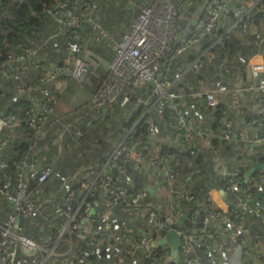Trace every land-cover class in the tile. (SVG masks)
<instances>
[{
	"label": "built area",
	"instance_id": "obj_1",
	"mask_svg": "<svg viewBox=\"0 0 264 264\" xmlns=\"http://www.w3.org/2000/svg\"><path fill=\"white\" fill-rule=\"evenodd\" d=\"M181 1L154 0L139 7L131 24L112 41V53L106 63L105 77L91 94L89 106L99 109L102 105L116 101L129 87L134 85L146 87L147 94L136 95L130 106L132 113L138 112L135 122L152 110L164 125L172 121L177 131L186 135L196 134L206 139H200V142L204 143L208 141L210 132L205 128L197 127L179 106V99L184 94L171 88L164 77L159 60L183 52L188 46L196 44L205 33L212 31L219 16L226 11L230 0H206L204 9L193 21L190 29L185 35L179 36L174 30V20ZM76 3L70 0H53L42 8L43 13L58 28L59 37H62L63 51L57 62L43 69L39 67L36 59L39 43L25 44L18 52L8 51L0 61L2 79L16 81L17 90L24 94L28 102L23 112V121L31 130V141L27 152L14 163L13 172L7 171V162L1 156V150L7 143L8 137L0 136V200L8 203V212L0 219V264H76L77 262L90 264L84 255L79 260L77 254L73 252L72 240L69 236L66 238V247L61 251L57 250L58 241L64 231L68 234L75 232L85 238L88 252L94 256L97 255L101 243L97 236L106 234V238L110 239V244L107 245L109 249L119 247L117 252L113 253L115 258L113 264H119L121 261L134 264L138 258L135 254L139 251H143L144 257H151L158 238L176 222L178 226L175 229L180 238L176 255L180 248L181 250L173 264H202L189 254L193 250V229L179 228L182 216L180 200L191 201L193 195L188 188L176 184L177 166L169 155L160 150L150 151V139L155 137V118L151 115L145 119L144 132L128 135L130 131L128 129L112 146L98 153L91 162L92 165L86 167L76 188L64 189L59 194L55 193L39 201L36 199L41 195V186L51 176L53 167L51 163L37 164L36 159L31 157L32 152L29 151H33L35 142L45 136L47 130L52 127L51 124L57 123L54 114L56 101L54 89L49 87L42 96H38L37 91L42 85L53 82L59 77H70L76 81H82L84 78L88 61L83 56L82 45L79 42L81 39L79 27L82 23H86L95 41H100L106 35V30L97 15L96 0H76ZM234 11L236 16L240 17L246 10L244 11L240 6L235 7ZM31 68L39 71L34 74V82L24 80L22 76ZM262 70L261 64L253 63L249 67V74L254 79ZM54 88L57 89L55 85ZM239 88V90L264 89V81L247 83ZM202 94L207 106L214 107L219 103L213 91L204 90ZM165 109L170 111V115L162 119ZM259 110L257 112L255 109L257 113L264 114V107L259 105ZM0 119L2 126L7 117L0 115ZM256 120L251 118L249 122L254 124ZM71 124L63 123L59 127V136L65 134ZM73 133L79 136L81 131L78 127H74ZM59 136L56 138L57 141L61 139ZM221 137L229 138L230 135L225 131ZM240 137L247 142L246 149L250 148L251 141V147L259 145L261 154L264 155V132L258 133L253 129L248 136L242 132ZM142 164L151 172L156 170L162 172L159 180L162 199L153 198L149 190L143 186H134L133 173L139 177ZM222 177L226 182L220 189L227 194L230 205L220 229L204 232L203 235L210 238V242L218 250H228L231 240L238 243L242 247L243 256H241L244 260H234L232 264H264V258H250L245 254L244 230L247 212L257 207L258 209L264 207V204L256 203L249 198L250 186L256 180L264 181V168L258 171L253 183H250L249 175L245 172L224 170ZM54 198H56V216L61 220L55 232L50 228L40 241L23 233L20 220H30L40 204ZM117 208L139 211L141 217L135 219L138 222L134 225V229H131L133 224L126 227L111 223L109 218ZM195 211L197 209H194ZM134 213L138 214L137 211ZM201 223L203 230L207 226L208 215L202 217ZM109 235H113L114 239L109 238ZM154 255L150 262L141 264H162Z\"/></svg>",
	"mask_w": 264,
	"mask_h": 264
},
{
	"label": "crops",
	"instance_id": "obj_2",
	"mask_svg": "<svg viewBox=\"0 0 264 264\" xmlns=\"http://www.w3.org/2000/svg\"><path fill=\"white\" fill-rule=\"evenodd\" d=\"M101 1L102 3L108 2V0H101ZM253 1L254 0H230V3L228 4V8L226 9L225 12L221 14V16H219L216 27L214 28L213 34H215V31L218 30V28H223V31L216 35L215 41L220 40L221 39L220 37L223 34H225V31L228 29L229 27L228 17L235 15L234 6L238 4L239 5L245 4L246 9H249ZM205 3L206 0L181 1L177 11L176 18L174 20V30L177 35L179 36L185 35V33L192 26L193 21L204 9ZM107 26L109 27L105 26L106 35L102 38V41L100 43H98V41L97 43L95 42V47H92L91 49H88L87 47L92 41V37L90 36V32L88 29L85 32L81 31V39H80L84 54L87 55L88 57H90L89 56L90 54H95L99 59L98 63L102 65V69L104 71H106V63L112 53L111 43L120 34V33L117 34V31L114 30L113 25H107ZM46 28L47 26L45 27L43 26L42 27L43 31L46 30ZM116 34L117 36L113 37V35ZM241 35H245L248 38L255 35L254 37H256L257 39L259 37L258 41L255 40L257 41L258 46H261V44L264 45V31L262 27V21L259 22L258 24L255 23L253 24L251 22L247 25V27H243L238 31H236V36H241ZM262 47H263L262 49H260V47H257L255 52L248 55L246 58L240 55L239 49L234 50L230 58H227L228 56L225 54V51L221 52L222 56L219 58L220 59L219 63H217L216 62L217 55L211 52L208 47L201 48L200 42H197L194 45L188 46L183 52L179 54H174L171 56H167V57L165 56L163 58H160L159 65L161 68L164 69L163 71H164L165 79L170 83V85L176 86L178 87V89H182L184 91V96L181 99H179V106L182 109H184L187 116L190 119H192V122L193 121L195 122L194 124H196L195 119H197V122H199V124H202L201 126H199V128L206 129L207 125L209 124L213 125V128L214 126H217L216 127L218 130V131L216 130L217 134L220 133L222 134L223 132L227 131L230 137L234 139L236 135H238L239 137V135L242 132H244L248 136L251 133V130H253L251 128V123L248 120L249 117L251 116V111H253L254 109L253 106L251 107V101L254 100L251 99L252 96L251 94L254 93L255 95H257L258 93H260V90H258L257 88L254 90L253 89L239 90L240 89L239 87H242L247 83L254 84L257 81H264V68L259 73V75L254 79L251 78L249 74V67L251 63L262 62L264 64V52H263L264 46ZM45 51L46 52L41 51L40 53L44 57L43 59L50 60L53 62L59 60V58H57L56 60L52 58L54 54L50 49H46ZM235 57H236L235 61L237 59L239 60L236 63V66L239 69L242 68L239 71L237 70L239 73L236 72L235 76H233L232 78L231 77L225 78L223 75H220L219 66L223 64V61H225V59L232 60ZM240 63L244 64L243 66L244 68L241 67ZM204 65H206V67L213 66L214 68L212 67L206 71L205 69L206 67H204ZM214 69H216V71H214ZM209 70H211V72H209ZM22 75L24 80H28L27 72H24ZM54 85L56 86L57 89L54 88ZM49 87L54 89L56 96L58 97L56 102H60L59 100H61L63 97L68 99L70 90L71 93L76 92L78 94V97L81 101L74 106V108L76 109L75 111L73 110L74 112L68 110L65 113H60L61 115L57 114L58 116H62L64 114L63 117H61V119H63L66 116L67 117L72 116L73 118V120H71L72 121L71 126L68 127L67 131H65V133L67 134L64 136L63 133L60 136L61 138H63V140H65L66 137L68 136L69 138H71V140L70 139L69 141L66 140L63 143L65 144L66 148L69 146V144L73 146H76L75 144H77L79 146V144L85 143L81 139L76 140L77 139L76 137L78 136L72 135L73 134L72 127L73 124H75L76 126L83 122L82 115L84 114L85 108L88 112H91V107L89 106V99L93 89L91 87L86 88L85 85H83L82 81L80 83L79 81L78 83H76L75 79L73 78L59 77L56 78L53 82L47 83V85H42L40 89L37 91L38 96H42L43 93H45V90L49 89ZM134 87L139 88V86L137 85H134ZM204 90L213 91L214 94L218 97L219 102L221 103L222 112L218 121H216L214 109L213 108L211 109V107L208 108L206 106L205 100L202 97L203 95L202 91ZM124 96L125 95L122 94L115 102L119 103L123 101ZM83 102L85 103L83 104ZM82 104L83 106H81ZM94 110H98V109L94 108ZM94 110H92V113L95 112ZM149 114L155 118V137L150 139L151 152H154L155 150H159L161 144L165 143L174 148L190 150L194 153L202 154V159L199 163H195L191 161L190 158L189 159L187 158L185 159V161L183 160L182 162L180 161L177 162L178 158L172 155L171 158H173V162L177 166V174L175 177V181L177 184L185 188L194 190L195 192H199L198 190H203L207 194V197L212 201L214 206L217 208L216 211L209 212L208 214V227H209L208 230L211 231L215 229H220L222 225V221L226 216L225 212L227 211L230 205V201L228 199L227 194L223 193L220 189L221 184L219 182V179L221 180L222 172L224 170L228 171L226 170L227 164L225 163V160L221 159V157L219 156V153L221 151V143H215V144L208 143L209 140L205 141L204 143L202 141L200 142L198 135L196 134L186 135L183 132L174 131L170 125L165 126L162 123V121L155 116L152 110L149 111ZM169 114L170 112H168V116ZM93 118L94 117H92V119ZM61 119L57 117V122L60 121ZM93 121L94 120L90 119L89 123L91 124V122ZM89 123L88 124L86 123L84 127L88 129L91 128V126H89ZM65 124L69 125L70 122H66ZM51 125L52 127L49 128L50 129L49 134H50V138H52V141L51 142L47 141L49 137L43 142L40 141L39 147L35 149L33 152L36 162L39 165L43 163H50V162L52 163L53 148L49 146V143L55 142L56 140L55 138L59 136L58 134L59 127L62 124L58 126L56 125V122H54ZM11 128L14 129V127ZM21 134L22 133L16 134V129H14V132L12 133V137H19ZM92 141L93 140H90V143H88L89 146H87V149L89 151L92 148V152L88 156H86V154H83V156L79 158L77 157V155L80 154L79 152H75L74 155L70 153L72 157H75L77 158V160H80L79 161L80 163L81 162L86 163L84 166L83 165L79 166L77 164L72 169L64 168L63 166L58 167L59 169L64 168L62 170L64 173L69 170L72 171L70 177L67 178L68 180L71 181V185L77 184V182L82 178L86 167L92 165L91 162H93V160L95 159L93 157L96 156V149L98 147L97 146L95 147ZM110 145H106V147ZM249 145L251 147V141ZM99 148L100 150H103V147L100 144H99ZM246 150L249 149L247 148ZM93 152L95 153L93 154ZM248 154H251V150H249ZM79 156H81V154ZM58 159L61 160V158ZM61 161H63L61 164H65L67 162L65 159H62ZM250 161L248 159L237 160L236 166L240 168V167H247L248 165H250L249 168H251L253 162L251 163ZM206 166L208 167L209 170L208 172H206L207 171L206 170L204 173L201 171V169H203ZM231 170L237 172V169H234V167L232 169L229 167V172H233ZM139 173H140L139 175L140 178L138 179V183L141 186L148 189L150 195L153 198L161 197L162 199L163 196L160 193L161 185L159 183L160 177L162 176V172L158 170H156L155 172H151L150 170L146 169L144 164H142V169L139 171ZM206 181H213V183L208 187L201 189L200 186L203 185V183ZM46 186L42 189L41 195L50 196V195H54L57 192L59 193L62 192L66 187V184L63 183L59 187L56 186L51 187L49 188V190H46L48 189L49 182L46 184ZM4 209H5L4 202L0 200V219L3 217ZM257 209L258 207L255 210L248 211L244 221V230H245V239H246L245 254L246 255L248 254L250 258H254V257L264 258V219H263L264 207H261L258 210ZM251 212L255 213V215H251ZM55 223L56 222H52L51 225H55ZM100 240L102 244H104L105 246L110 244L109 242L110 239L106 238ZM121 243L122 242H120V244ZM199 246H200L199 250L201 252L202 258L208 261V263L210 264H232L234 260H238V259L244 260V258H242L243 256L242 247L234 240H231V242H229L228 250L227 249L218 250L213 246L211 242H208L207 240L205 241V239L203 241H199Z\"/></svg>",
	"mask_w": 264,
	"mask_h": 264
},
{
	"label": "trees",
	"instance_id": "obj_3",
	"mask_svg": "<svg viewBox=\"0 0 264 264\" xmlns=\"http://www.w3.org/2000/svg\"><path fill=\"white\" fill-rule=\"evenodd\" d=\"M52 1L53 0H0V8H3L4 11H5V6L7 5L6 2L9 3L7 5L8 6L7 12L0 14V61L2 59H4L6 52H8V51L18 52L20 50L21 46H23L25 44H27V45L34 44V42H33L34 39L32 38L34 36L32 34L37 33L38 30L40 31L41 28H39L40 27L39 23L42 25L44 21H47L48 23L50 22L52 25H54V23L42 11L43 6L46 3H50ZM70 2L76 3V0H70ZM99 2H100L99 0H96L97 15L99 17V20H100L102 26L105 28L104 19H105L106 15H105L104 11L103 12L101 11L99 14ZM229 3H230V1H229ZM228 4H227V8H228ZM240 6L243 7L242 5H235L234 7H240ZM234 12H236V11H234ZM101 14L103 16V20L101 18L102 17ZM135 16H136V14H135ZM236 17H237L236 14L228 17V24H229L228 26L229 27L225 31V34H223L220 37L221 38L220 40L215 41L216 35L221 33L223 31V28H218V30L215 31V34H213L214 29L208 33H205L198 41V42H200L201 48L208 47L211 52H213L214 54L217 55V58L215 56L217 63H219V60H220L219 58L222 56L221 52L225 51V54L228 56L227 58H230V56L234 52V50L239 49L240 55H242V56H244V58H246L248 55L255 52L257 47H260V49H262L263 48L262 46H264L263 44H261V46H258L257 41H258L259 37L257 39L256 37H254L255 35L251 36L249 38L245 35L236 36V31H238L239 29H241L243 27H247V25L251 22L253 24L254 23L258 24L259 22L262 21V27L264 28V0H256L255 3L249 9H246V11L240 17H237V18ZM30 26H31V28H30ZM43 26L45 27L46 25H42L41 27H43ZM27 27H29L30 29ZM215 27H216V25H215ZM27 29H29V31H30L29 36L27 34V32H28ZM79 29H80V33H81V31L85 32L88 29V27L86 26V23H82L80 25ZM90 36H91V34H90ZM262 38H263V36H262ZM255 40H257V41H255ZM61 41H59L58 44H61ZM260 43H261V41H260ZM42 46L39 45V47L37 48L36 59L39 62V67H41L43 69L44 67H50V65L52 64L53 61L43 59L44 57L40 54L41 51H39V50L43 49ZM60 46L61 47L58 49L59 54H61L63 51L62 45H60ZM40 47H41V49H40ZM45 50L46 49H44L42 51L46 52ZM83 56H85L84 52H83ZM89 56L90 57L87 56L88 57V69L86 71L87 73H85L86 75H84L82 82L86 88L91 87L93 89V91L91 93H93L97 89V87L100 85L103 78L105 77L106 71H104L102 69V65L98 63L99 59L95 54H90ZM91 61H93V62H91ZM228 61H231V60L228 59ZM233 61H235V60H233ZM95 62H97L98 64H96ZM235 62H237V61H235ZM12 64H15V63H12ZM48 64H50V65H48ZM240 65H241V67L244 66L243 63H240ZM204 67H206V65H204ZM212 67L213 66L206 67L205 69L207 71L208 69H210ZM9 68H11V66ZM241 69L242 68H240V70ZM214 71H216V69H214ZM38 72L39 71L37 69H34V68H31L30 70H28L27 71L28 80L31 82H34V80H35L34 74L38 73ZM209 72H211V70H209ZM166 73H167V71H166ZM259 82L260 81H257L256 83H259ZM45 85H47V84H45ZM133 87L134 86L129 87L123 93V95H125L127 93V98L130 99L132 102H133V99L136 95H138V94L146 95L147 94V88L146 87H144V88L141 86H139V88L138 87L133 88ZM171 88H173L174 90L180 91L184 94V91L182 89H178V87H176V86L171 85ZM258 90H260V93H258L257 95L254 96V101H255L254 102V109H253V111H251V116L249 117L248 120L250 121L251 118H256L257 120L254 124L253 123L251 124V128L257 130L258 133H263L264 132V114L263 113H257V112L260 111L259 105L264 107V89H258ZM55 97H57L56 93H55ZM202 97H203V95H202ZM27 103L28 102L25 100L24 94L17 90L16 81H13L12 79H2V76L0 75V115L7 117L5 124L0 126V136H7L8 137L7 143L4 145L3 149L1 150V156L4 157L6 162H7L6 169L8 172H13L14 163L17 162V160L19 158L23 157L25 152H27L29 143L31 141V130H30V128H28V126L23 121V112L27 106ZM55 104L56 103H54V106H55ZM207 107L209 108L210 106H207ZM91 108L94 109V107H91ZM212 108L214 109L216 121H218L220 118L221 112H222L221 111V103L219 102L216 106L211 107V109ZM255 109L257 112L255 111ZM129 110H130L129 111L130 117L128 118V120H126L125 122L122 123V127L124 130L123 131L120 130L122 132L121 134H124L128 129H130V131L128 132V135H136L140 131L144 132L145 126H146L145 119L150 114L147 112L145 115H142L138 121L135 122V120L138 118V112L134 111L132 113L131 109H129ZM94 111H96V110H94ZM167 111L170 112L168 109H165V111L162 114V119L163 118L166 119L169 117ZM135 115H137V116L135 117ZM18 120L21 122V126L19 124H17ZM167 124L170 125L174 131H177L173 127L172 121L170 123H167ZM167 124H165V126H167ZM74 125L72 127V131H73L74 127H78L81 131V134L78 137H76L77 138L76 140H78L84 134V131H83L84 128L82 127L81 124L76 125V126H74ZM11 127H14V129H16V134H19V133H22V134L19 137H12V133L14 132V129H13V131H11V134L8 133V131H10L12 129ZM216 127L217 126H214V128H213V125H211V124L207 125L206 130H208L210 132V136L208 137V140H209L208 143H213V144L221 143V151L219 153V156L221 157V159L225 160V163L227 164L226 170H228V171H229V167L231 169L234 167V169H237L238 173L244 172L247 169H249L250 165H248L247 167H240V168L238 166H236L237 160H243V159L247 160L248 159L249 161L251 160L250 161L251 163L254 161H257L258 165L255 166V168L249 174V181H250V183L251 182L253 183L255 181V177H256V174L258 173V171L260 169L264 168V155L261 154V151H260L261 147L259 145H254V146L250 147L249 150H251V154H248L249 150H246L247 142H245V140L242 139L240 137V135H239L240 138L238 137V135H236L237 138H236V136L235 137L233 136L234 139L232 137L223 138L220 136L221 133L217 134V132H216L217 128ZM25 128H26V131L24 132L23 129H25ZM49 132H50V129L47 130L45 136H43L41 139H39L38 141L35 142L36 144L33 148V151L32 150L29 151V152H32L31 153L32 158H35L33 155V152L35 149H37L39 147L40 141L43 142L48 137L49 138L47 139V141H49V142L52 141V138H50ZM177 132H179V131H177ZM66 134L67 133H65L64 136ZM121 134H120V136H121ZM74 135L75 134L73 133V136ZM66 140H69V136L66 137V139L63 141L61 139L59 141L55 140V142L52 143L53 147L50 145L51 143H49V146L51 148H53V150L56 148V153H54V151H52V153H53V156L56 155L57 157L54 159V162H52V163L50 162L52 167H53V170L56 167H60V166H63L64 168H71L72 169L77 164L79 166H82V165L84 166L86 164L83 162L80 163L79 162L80 160H77V159L74 161H71V159L70 160L65 159L67 162L65 164H61L63 161L58 159V158H61V153L59 155L57 150H58L60 143H64ZM58 143H59V145H58ZM100 145H101V143H100ZM105 149H107V148H105ZM105 149L100 150L98 153L104 151ZM159 150L166 153L167 155H169L170 158L172 155L176 156L178 158L177 162L178 161L182 162L183 160L185 161V159L190 158L191 161H193L195 163H199L202 159V154H200V153H194L190 150L174 148V147H172L168 144H165V143L161 144V147L159 148ZM171 161L173 162V158H171ZM63 169L61 168V169H59V171L63 172L62 171ZM208 170L209 169L207 166L204 167L203 169H201V171L204 173H205V171L208 172ZM231 171H233V170H231ZM133 176H134V180H135L134 186L135 187L141 186L138 183V179L140 177H138L136 175V173L135 174L133 173ZM207 177H209V176H207ZM48 179H51V178L49 177ZM48 182H49V186L54 185L53 182H50V180ZM219 182L221 184L220 186L222 187L223 184L226 182V179L221 176V180L219 179ZM212 183H213V181H206L203 183V185L200 186V188L204 189V188L208 187L209 185H211ZM45 186L46 185L43 184L41 186L42 189ZM76 186H77V184H75L73 187H69V188L74 189V188H76ZM53 187H55V186H53ZM64 189H67V186ZM198 191L199 192H195L194 190H190V192L193 195L191 201L180 200V202H181L180 208H181V215L182 216L180 218L179 228L184 229V230L190 229V228L193 229V232H192V234H194V241L192 243L193 250L190 251L189 254L193 255V257H195L202 264H210V263H208V261H206L202 258L201 252L199 250V247H200L199 241H203L204 239H205V241L207 240L208 242L211 241L210 238L205 237L203 235L204 232L205 233L209 232L208 223H207V226L204 227L203 230H201L202 229L201 220H202L203 216H207L209 214V212L216 211L217 208L214 206L212 201L207 197V194L203 190H198ZM249 192H250L249 198L251 199V201H254V202L260 203V204H264V181L259 182L256 180L255 183L250 186ZM57 194H59V192H57ZM3 202H4V206H5V209L3 211V213H4L3 216H4L5 213L8 212V203H6L5 201H3ZM55 203H56V198L51 199V204L53 206H55ZM119 207H121V206L119 205ZM194 209H197V211L194 212ZM97 217H98V214H97ZM99 218H100V216H99ZM24 221L25 220H20V223L22 224V223H24ZM55 221H56L55 225L51 227L52 232H55L57 225H59L61 223L60 218L57 216H55ZM24 230L25 231L22 230L23 233L31 236L36 241H40V240H37V231H39L38 228H36L35 232L33 231V233H30L27 229H24ZM102 231H103V229H102ZM68 236L72 240L73 252H75L77 254V257L79 258V260L82 257V255H84L86 257V259H88L91 262V260L95 256L88 252L87 246L85 245V238L81 237L78 233L71 232L68 234V232L64 231L61 234L60 239L58 241L57 250L61 251L66 247V245H67L66 238H68ZM97 237L102 239V237L100 235H98ZM168 249H169V247L167 244H154L153 255L155 254L154 255L155 258L161 260L162 264H173L174 261L176 259H178L181 248L179 249L178 254L174 258H170V257L168 258ZM135 255L138 257L136 260L137 264H141L142 262H150L151 258L153 257V255L149 258L144 257L143 251H139Z\"/></svg>",
	"mask_w": 264,
	"mask_h": 264
},
{
	"label": "rangeland",
	"instance_id": "obj_4",
	"mask_svg": "<svg viewBox=\"0 0 264 264\" xmlns=\"http://www.w3.org/2000/svg\"><path fill=\"white\" fill-rule=\"evenodd\" d=\"M99 1H100L99 2V14L101 11L102 12L104 11V13L106 15L105 19H104V21H105L104 25L106 27H109L107 25H113L114 30L117 31V34H119L121 32V30H123L125 27L129 26L128 25L129 22L131 24V22L134 20L135 14L137 13L139 7L142 4H146V3L151 2L152 0H108L107 3H102L101 0H99ZM6 4L8 5L9 3L6 2ZM7 5L5 6V11L3 8H0V14L7 12V9H8ZM242 6H243V10L245 11L246 5L242 4ZM101 16H102V14H101ZM101 18L103 20V16ZM42 25H46L47 29L43 31V29L41 27ZM42 25L39 23V26H40L39 28H41L40 31L38 30L37 33L32 34L34 36V37H32L34 39L33 42H34V44L39 43L40 46H42L44 44L42 46L43 49H41V47H40L41 50H39V51H42L44 49H50L54 54L52 56V58L54 60H56L57 58H60V55H61V54H59V51H58V49L61 47L60 46L61 44H58V43H59V41L62 40V37H59L60 33L57 31L58 28L55 25H52L50 22L48 23L47 21H44ZM27 28H29V27H27ZM30 28H31V26H30ZM29 29H27L28 36L30 34ZM88 34H89V32H88ZM117 34L113 35V37H116ZM101 41H102V39L100 41H98V43H100ZM95 42L97 43V41L92 40L88 46L87 45H85V46H87L88 49H91L92 47H95ZM88 43H89V41H88ZM84 57L88 61L87 55H85ZM235 59H236V57L233 58L231 61H228L227 59H225V61H223V64L219 66L220 67V75H223L225 78H230V77L232 78L233 76H235L236 72L239 73L238 71L240 69L236 66V63L238 62V60H236L237 62H235V61H233ZM57 61L58 60H56L55 62H57ZM91 62H93V61H91ZM253 63H259L264 68V64L262 62H253ZM253 63H251V65H253ZM75 82L78 83V81H76V80H75ZM80 82L81 81H79V83ZM251 95H252L251 99H254L255 94L252 93ZM57 98L58 97H56V101H57ZM59 101L61 103L55 102L56 104L54 106V112H55V115L61 119V117H63L64 114L62 116H58L57 114L65 113L68 110L74 112L76 110L74 108V106L76 104H78L81 100L79 99L78 94L76 92L71 93V90H70L69 98L66 99L63 97ZM133 102H134V99H133ZM133 102L130 99H128L127 94H125L123 101H121L119 103L114 101L112 103L102 105L101 108L96 110L97 112L95 111L92 113V110H94L92 108H91V112H88L85 108L84 114L82 115L83 116V122L81 123L82 127H84V125L86 123L88 124L90 122V119L94 120L93 122H91V124L89 123V126H91V128L88 129V128L84 127V129H83L84 134L82 135V137L80 139L83 140L85 143H81V144H79V146L77 144H75L76 146L69 144V146L67 148L65 147V144L60 143L59 147L57 146L58 147L57 152L59 153V155L61 153V160L62 159H67V160L71 159V161L76 160L77 158L72 157L70 155V153L72 155H74L75 152H79L81 154V156H79L80 154L77 155V157H79V158L82 157L83 154H86V156L91 154L92 148L90 151L87 149V146H89L88 143H90V140H93L92 141L93 145L95 147L96 146L98 147L96 149V155L100 151V148H99L100 143H101V146L103 147V149H105V148L108 149L110 146H112L119 139L120 134L122 133L121 131L124 130L122 127V123L125 122L126 120H128V118L130 117L129 109H130V106L132 105ZM254 102H255L254 100L251 101V107L252 106L254 107ZM84 103L85 102H83V104ZM83 104L81 106H83ZM56 107H57V109H56ZM136 116L137 115H135V117ZM92 117H94V118L92 119ZM71 120H73L72 116H68V117L66 116L63 119H61L60 121H58L56 123V125L59 126V125L66 123V122L72 123ZM195 120H196L197 127L202 125V124H199V122H197V119H195ZM17 124H19L21 126V122L19 120L17 121ZM11 131H13V128L10 131H8V133L11 134ZM23 131L25 132L26 128L23 129ZM69 139L71 140V138H69ZM199 139L206 140L202 137H199ZM61 140L63 141V138H61ZM52 143L50 145L53 147ZM106 145H110V146L106 147ZM53 151H54V153H56V148ZM94 153L95 152H93V154ZM52 157H53L52 162H54V159L57 156L56 155L53 156V153H52ZM68 169H70V168H68ZM71 172L72 171L69 170V171L64 173V172L59 171L58 167H56L50 176L51 179H48L44 183L46 185L48 183V181L50 180V182H53L54 185L49 186L48 189H46V190H49V188H51L53 186L59 187L63 183L66 184V186H68L67 188L73 187L74 185H71V181L67 179L70 177ZM177 185H179V184H177ZM44 197L48 198L49 196H46V195H40L39 196L38 195V197L36 199H37V201H39L41 198H44ZM134 211H137L138 214H135ZM259 212H261V211H259ZM56 215H57V208L51 204V200H48V201L45 200V202H43L42 204H40L37 207V210L35 211V214L32 216V218H30V220H25L24 223L21 224L20 228L23 231H25L24 229H27L30 233H33V231L35 232V229L38 228L39 231H37V240H41L43 234L45 232H47L52 227L51 223L56 222L55 221ZM251 215H255V213L251 212ZM139 217H141V216L139 215V211L136 209L125 210V209L117 208V209L113 210V215L109 218V220L111 221L112 224L125 225L126 227L133 224V227L131 229H134V225L136 224V222H138L137 220L139 219ZM136 218H137V220H135ZM263 219H264V217H263ZM105 235L106 234H103V233L100 234L102 239H106ZM109 238L114 239L113 235H109ZM117 248H119V247H114V249H109V246L105 247V245L102 244V242H101L99 244L98 253L91 260L90 264H113L115 262V258L113 256V253L117 250ZM76 264H82V263L77 262ZM119 264H128V261H127V263L125 261H121ZM134 264H137V263L135 262Z\"/></svg>",
	"mask_w": 264,
	"mask_h": 264
},
{
	"label": "water",
	"instance_id": "obj_5",
	"mask_svg": "<svg viewBox=\"0 0 264 264\" xmlns=\"http://www.w3.org/2000/svg\"><path fill=\"white\" fill-rule=\"evenodd\" d=\"M0 124H1V119H0ZM256 165H257V162H253L251 165V168L247 169L245 173L249 175ZM176 226H178V222L174 223L173 227L166 230L165 233L161 237H159L157 240V244H167L168 245L169 247L168 257H175L178 246H179L180 238L175 229Z\"/></svg>",
	"mask_w": 264,
	"mask_h": 264
}]
</instances>
